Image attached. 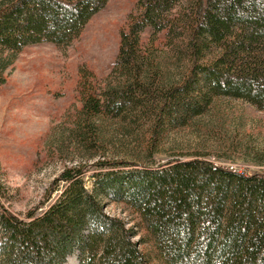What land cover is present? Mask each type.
Instances as JSON below:
<instances>
[{
    "label": "trees",
    "instance_id": "16d2710c",
    "mask_svg": "<svg viewBox=\"0 0 264 264\" xmlns=\"http://www.w3.org/2000/svg\"><path fill=\"white\" fill-rule=\"evenodd\" d=\"M108 2L0 0V48L15 57L31 45L69 46ZM78 93L74 133L87 150L104 152L103 127L116 122L145 130L144 157L65 168L41 215L0 207V264H67L76 250L80 264H264L263 176L201 156L155 159L169 131L216 99L264 112V0H137L111 74L83 72ZM105 201L136 216L138 241Z\"/></svg>",
    "mask_w": 264,
    "mask_h": 264
},
{
    "label": "rangeland",
    "instance_id": "374dc122",
    "mask_svg": "<svg viewBox=\"0 0 264 264\" xmlns=\"http://www.w3.org/2000/svg\"><path fill=\"white\" fill-rule=\"evenodd\" d=\"M136 12L137 0H109L69 46L31 45L15 57L0 48V69L1 58L11 62L6 83L0 87V207L20 219H27L29 213L41 215L58 198L60 191L51 188L65 168L94 164L102 156L144 157L148 139L144 129L107 122L103 127L106 149L97 153L87 150L74 133L82 106L81 74L90 71L100 81L111 74L121 33ZM194 156L264 177V112L244 101L216 99L191 125L169 131L155 159L162 164ZM90 174L86 182L92 188ZM105 211L133 228L134 240L143 235L136 227V216L122 205L105 201ZM142 249L147 251V246ZM67 264H80L78 250Z\"/></svg>",
    "mask_w": 264,
    "mask_h": 264
},
{
    "label": "bare ground",
    "instance_id": "6f19581e",
    "mask_svg": "<svg viewBox=\"0 0 264 264\" xmlns=\"http://www.w3.org/2000/svg\"><path fill=\"white\" fill-rule=\"evenodd\" d=\"M230 170L235 171V170H233V169H230ZM236 172H237V171H236Z\"/></svg>",
    "mask_w": 264,
    "mask_h": 264
}]
</instances>
